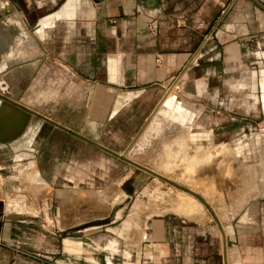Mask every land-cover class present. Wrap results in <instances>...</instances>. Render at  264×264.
Here are the masks:
<instances>
[{
    "label": "rangeland",
    "instance_id": "374dc122",
    "mask_svg": "<svg viewBox=\"0 0 264 264\" xmlns=\"http://www.w3.org/2000/svg\"><path fill=\"white\" fill-rule=\"evenodd\" d=\"M217 28L165 84L136 134L111 144L162 177L49 128V139L61 142V151L22 153L16 169L7 177L0 173V187L4 180L9 185L0 198L6 204L15 199L37 214L17 219L37 218L57 230L60 262L221 264L220 226L229 241L226 264H264V113L238 104L239 113L218 106L224 97L226 104L235 100L242 106L258 90L252 89L256 79L261 98L258 52L264 51V36L244 39L236 67H229L233 63L215 52L234 36H221ZM247 35L242 29L237 36ZM86 137L105 145L104 137ZM64 144L70 151L62 149ZM168 193L178 205L168 201L173 199ZM179 200L192 209L179 206ZM153 224L159 230L154 237ZM153 242L156 253L166 255L155 262L145 254Z\"/></svg>",
    "mask_w": 264,
    "mask_h": 264
},
{
    "label": "crops",
    "instance_id": "0c3cea01",
    "mask_svg": "<svg viewBox=\"0 0 264 264\" xmlns=\"http://www.w3.org/2000/svg\"><path fill=\"white\" fill-rule=\"evenodd\" d=\"M0 2L4 10L9 7L8 18L19 21L16 23L24 31H12L9 50L0 55V93L8 92L4 95L41 115L19 111V116L10 120L0 115V173L5 177L18 167L22 153L61 151V142L49 139L48 128L98 147L101 143L86 136L104 137L102 142L116 152L111 144H123L136 134L162 88L189 63L215 27L221 36H234L215 52H222L224 63H233L229 67H236L244 39L264 36L257 33L264 32V0ZM242 29L247 36H237ZM258 54L263 93L256 101L249 98L244 102L240 107L245 111L252 107L264 111V51ZM254 83L252 89L258 90L247 97H260L258 80ZM237 104L241 105L235 100L224 102L223 111L233 112ZM65 147L62 149L70 151ZM8 188L4 180L0 194L4 196ZM9 201L11 204L0 200V264H73L60 262L57 230L32 219L37 215L34 209H25L15 199ZM26 212L32 216L16 218ZM152 228L154 237L159 230L155 224ZM155 244L148 245L145 252L154 262L166 256L156 253ZM179 247L186 249L185 245ZM107 259L110 262L106 264H113Z\"/></svg>",
    "mask_w": 264,
    "mask_h": 264
},
{
    "label": "bare ground",
    "instance_id": "6f19581e",
    "mask_svg": "<svg viewBox=\"0 0 264 264\" xmlns=\"http://www.w3.org/2000/svg\"><path fill=\"white\" fill-rule=\"evenodd\" d=\"M8 9H9V7H7L6 8V10H5V12L3 13V17L2 18H0V55L2 54V53H4V52H6V51H8L9 50V44H10V42H12V40H13V36L14 35H12V31H15V30H19V32H21L20 34H24V31L21 29V28H19L18 27V22L19 21H17L16 19L15 20H13V19H9L8 18V15H9V13H8ZM15 13V12H14ZM17 17V16H16ZM19 19V18H18ZM17 22V23H16ZM15 32H17V31H15ZM0 67H1V61H0ZM4 71V70H3ZM9 110L11 111V113L9 112ZM14 111L15 110H13V109H11L8 105H2V107H1V112L2 113H4V114H6V115H4V117L5 116H7L8 118H5L6 120H10V118H13V117H18V115H17V113H14ZM187 145V144H186ZM194 147V146H193ZM180 148V147H179ZM183 148V147H182ZM206 149V148H205ZM184 151V150H183ZM187 152V151H186ZM190 154V153H189ZM205 156V155H204ZM188 158H189V156H188ZM210 158V157H209ZM176 159V158H175ZM194 159V158H193ZM199 159V158H198ZM214 159V158H213ZM186 160V159H185ZM192 161V160H191ZM199 161V160H198ZM189 162V161H188ZM197 162V161H196ZM191 164H192V162H191ZM199 167H200V165H199ZM193 172V171H192ZM189 175V174H188ZM202 176V175H201ZM192 183V182H191ZM209 189V188H208ZM206 191V190H205ZM208 191V190H207ZM203 192V191H202ZM156 194V193H155ZM162 194V193H161ZM163 194H165V193H163ZM170 194L168 193V195H167V197L166 196H163L164 198L166 197V198H168V196H169ZM172 195V194H171ZM157 196V195H156ZM162 196V195H161ZM170 198H173V199H167L168 201H173V203L175 202L174 200V197H172V196H169ZM156 198V197H155ZM165 198V199H166ZM176 198V197H175ZM183 198H185V197H183ZM214 198V197H213ZM180 199V198H179ZM163 200V199H162ZM167 201V202H168ZM182 201H185V200H182ZM189 201V200H188ZM176 202H178V200H177V198H176ZM175 202V203H176ZM179 202H181V200H179ZM187 202V201H186ZM138 204V203H137ZM173 205V204H172ZM176 205H178V203H176ZM181 205H189L190 206V204H188V202L187 203H184V202H181V203H179V206H181ZM174 206V205H173ZM182 206V207H183ZM188 206V208H191V206H192V204H191V206L189 207ZM194 206V205H193ZM169 207H170V205H169ZM169 207H167V208H169ZM185 208V207H184ZM192 209V208H191ZM200 210V209H199ZM180 212V211H179Z\"/></svg>",
    "mask_w": 264,
    "mask_h": 264
},
{
    "label": "water",
    "instance_id": "95a60500",
    "mask_svg": "<svg viewBox=\"0 0 264 264\" xmlns=\"http://www.w3.org/2000/svg\"><path fill=\"white\" fill-rule=\"evenodd\" d=\"M5 103H6V104H7V103H8V104H11V105L13 106V108H14L13 110H15L14 113H17L18 116H19V111H21V112H22V111H25V112H31V113H33V114H35V115L41 116V115L38 114L37 112H35V111L31 110L30 108H27V107H25V106L19 104L18 102L14 101V100H12V99H10V98H8L7 96H5L4 94H1V93H0V115H6V114H4V113L1 112V107H2V105H4ZM17 109H18V110H17ZM9 112L11 113L10 110H9ZM43 117H44V116H43ZM97 145H99V146L102 147L103 149H105V150H107V151H109V152H111V153H113V154H116L118 157L124 159L125 161H127V162H129V163H131V164H133V165H135V166H137V167H139V168H141V169H143V170L149 172V173H152V174H155V175H157V176H159V177H162L161 175H159L158 173L154 172L153 170L148 169V168H146V167L140 165L139 163H137V162L131 160L130 158L124 156V155L121 154V153H116V152L112 151L111 149H109V148H107V147H105V146H103V145H101V144H97ZM186 191H188V192H190V193H192V194H194V195L196 194L194 191L189 190V189H186ZM203 202H204V201H203ZM217 224H218V222H217ZM219 227H220V226H219ZM221 235H222V258H223V264H226V262H225V241H224V233L222 232V230H221Z\"/></svg>",
    "mask_w": 264,
    "mask_h": 264
},
{
    "label": "flooded vegetation",
    "instance_id": "af4514ba",
    "mask_svg": "<svg viewBox=\"0 0 264 264\" xmlns=\"http://www.w3.org/2000/svg\"><path fill=\"white\" fill-rule=\"evenodd\" d=\"M13 2H15L17 5L18 4H21L22 3V0H12ZM56 1H58V0H56ZM3 17V14H1L0 15V18H2ZM248 99L250 98L252 101H256V96L255 97H253V96H251V97H247ZM247 99V100H248ZM258 99V98H257ZM225 102V97H224V100L223 101H218V106L220 105L221 107L220 108H222V110H223V103ZM237 107H240V105H237ZM250 110H256L255 109V107H252ZM250 110H248V111H250ZM233 112H238L237 110H236V108H235V110L233 111ZM239 113V112H238ZM238 113H235L234 115H233V117L234 118H237V117H239V115H238ZM261 113H264V111L263 112H261ZM206 134H208L207 132H206ZM219 229H220V234H221V228L219 227ZM223 232V231H222ZM224 233V232H223ZM224 241H225V262H226V247H227V245L229 244V241H227V238L225 237V235H224ZM221 264H223V258H222V235H221Z\"/></svg>",
    "mask_w": 264,
    "mask_h": 264
},
{
    "label": "built area",
    "instance_id": "2783aa9c",
    "mask_svg": "<svg viewBox=\"0 0 264 264\" xmlns=\"http://www.w3.org/2000/svg\"><path fill=\"white\" fill-rule=\"evenodd\" d=\"M1 199V198H0Z\"/></svg>",
    "mask_w": 264,
    "mask_h": 264
}]
</instances>
